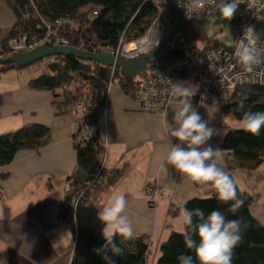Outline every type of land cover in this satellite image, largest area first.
<instances>
[{"label": "trees", "instance_id": "1", "mask_svg": "<svg viewBox=\"0 0 264 264\" xmlns=\"http://www.w3.org/2000/svg\"><path fill=\"white\" fill-rule=\"evenodd\" d=\"M3 1L14 13L15 23L6 33L0 34V57L17 53L12 51L9 41L20 34H26L30 39H37L43 43L48 42L50 46L62 37L67 38L70 45L76 48L81 47V41L86 43L89 50H95L98 45L114 46L122 36L131 40L144 35L152 21L159 16V3L152 0ZM215 3H220V0H216ZM163 5L165 14L159 19L164 28L169 25L165 37L177 26L179 20L167 3L163 2ZM93 10H97L98 13L93 15ZM213 14L219 16L218 11ZM249 15L250 9L244 3L239 5L234 18L230 21L218 18L214 23H210L208 10L197 12L192 18L186 19L185 29L166 44L162 54L167 59L189 58L190 68L184 72V79L190 77L191 80L194 74L199 75L203 71L204 51L215 46H228L215 34H211V31L217 26L224 28L227 25H234L238 27L239 32ZM62 18L73 19L75 25L57 21ZM197 41L204 42V45L199 47ZM45 60L51 62L44 66L41 74L30 79L29 86L34 89H49L61 95L63 100L59 107L62 112L68 105L76 102L81 87L88 86L90 106L87 116L96 127V137L85 144L77 141L80 129L77 130L75 146L79 171L69 178V189L62 202V219L76 239L71 264H107L103 258L104 253L98 254L96 251L105 244L102 234L105 225L97 216L100 209L91 202L92 187L105 172V165L102 163L103 134L96 115L99 111L98 106L107 96L111 84H121L127 93L134 96V90L141 83L142 75H129L121 68L95 60L79 59L72 55H53L34 64ZM24 67L27 66L9 62L0 65V71ZM73 81L78 84L74 90L71 86ZM58 88L66 90L61 93L58 92ZM189 99L193 108L197 109L204 96L199 93ZM240 101H244L245 109L264 112V83L238 87L232 100L223 105L226 113L235 119H239L241 115L237 110ZM1 104L0 90V106ZM48 140L49 128L43 124L23 126L15 131L0 134V165L12 162L19 150H36ZM93 142L98 143V149H93ZM219 148L224 153L223 167L235 179V174L239 170L250 173L264 162V128L258 136L231 128ZM249 188H242L238 183V196L244 204L235 214L228 210L231 202L225 204L216 198L215 189L211 194L191 199L185 205L188 209L199 207L206 215L213 209H220L227 219L242 220V239L234 249L232 264H264V225L251 210V205L260 199V195ZM240 189H243L242 193ZM116 243L123 249L121 256H113L116 264H149L150 246L147 238L133 236L131 239H125L117 235ZM182 253L192 255L195 264H200L195 253L186 248L183 236L173 230L168 239L162 242L156 264H179L177 257ZM107 254L112 256L110 251Z\"/></svg>", "mask_w": 264, "mask_h": 264}, {"label": "crops", "instance_id": "2", "mask_svg": "<svg viewBox=\"0 0 264 264\" xmlns=\"http://www.w3.org/2000/svg\"><path fill=\"white\" fill-rule=\"evenodd\" d=\"M14 23L11 8L0 0V34L6 33ZM185 83L191 84L186 79ZM0 90V134L32 124L49 128L46 144L36 150L21 149L12 162L0 165V201H3L0 260L6 264H71L76 239L63 221L61 211L69 178L79 171L75 146L77 118L68 108L64 112L60 110L61 95L49 89L31 88L29 80L23 86L5 91L0 87ZM199 93L197 89L195 95ZM182 101L183 97L162 111L141 110L133 95L121 84L113 83L107 94V110H99L96 115L106 160L102 178L92 187L91 202L102 210L113 191L125 195L133 236L150 240V253L154 248L151 264H156L162 242L179 227V210L189 200L214 191L166 162L169 144L176 142L170 135L174 112ZM196 110L219 130L220 135L209 143L220 147L233 128L228 122L233 117L222 104L205 98ZM164 113L168 114L167 123ZM149 184L164 190L156 206L149 203L146 193ZM9 195L22 197L9 207Z\"/></svg>", "mask_w": 264, "mask_h": 264}, {"label": "clouds", "instance_id": "3", "mask_svg": "<svg viewBox=\"0 0 264 264\" xmlns=\"http://www.w3.org/2000/svg\"><path fill=\"white\" fill-rule=\"evenodd\" d=\"M244 0H188L184 8L186 12H199L205 9L209 13L210 23L218 18L230 21L234 18L238 7ZM250 7L264 9V4L258 0H248ZM218 11L219 16L213 14ZM257 20H264V16L256 15ZM256 30L249 25L245 28L234 56L243 67L244 73L255 74L264 83V48L257 46ZM223 69H217V74ZM173 95L183 97L182 104L174 112V127L170 135L176 142L171 141L166 154V162L174 166L180 173L186 174L198 184L208 185L215 189L216 198L225 204L229 202V211L237 213L244 201L238 196V181L223 167L224 153L219 147H213L209 141L220 135L218 129L210 126V122L203 119L193 108L190 97L194 96L196 86H186L183 83L172 85ZM237 110L241 113L233 125V130H243L258 136L264 128V112L245 109L244 101H240ZM167 123V113H164ZM243 192V189H240ZM98 219L105 225L102 234L105 244L96 251L104 253L107 264H116L113 256H121L123 249L116 243L117 235L131 239L134 227L127 214V200L120 191H113L106 205L97 213ZM179 227L177 233L182 235L187 249L195 253L200 264H232L235 247L242 239V220L227 219L220 209H213L209 214L197 207L179 210ZM195 237H198L196 239ZM112 253L109 256L108 252ZM179 264H195L192 255L182 253L177 257ZM0 264H6L0 260Z\"/></svg>", "mask_w": 264, "mask_h": 264}, {"label": "built area", "instance_id": "4", "mask_svg": "<svg viewBox=\"0 0 264 264\" xmlns=\"http://www.w3.org/2000/svg\"><path fill=\"white\" fill-rule=\"evenodd\" d=\"M152 1L159 3V16L152 21L144 35L131 40H127L122 36L117 45H98L95 50H89L86 43L81 41L80 49L98 53L105 52L112 54L116 58L124 59H135L155 49L165 35V28L159 18L165 14L163 2L166 3V0ZM187 2L188 0H179L185 20L192 18L197 13L185 11L184 6ZM243 3L250 9V15L236 35L235 44L233 46H215L204 51L202 55V62L204 64L203 71L199 75L194 74V77L190 80V86H196L204 98L210 102L226 105L232 100L238 87L245 84H263L259 82L260 77L257 75L244 73L243 67L237 62L234 56L235 48L238 46L245 28L252 25L256 30L258 23L264 22V20H257L255 17L256 15L264 16V9L258 11L257 7H250L248 0H244ZM258 4H264V0H258ZM97 13V10H93V15ZM57 21L69 22L75 25V21L71 18H62ZM254 39L257 40L258 47L264 48V33L260 37L255 36ZM9 44L12 51L20 53L29 51L43 44V42L37 39H30L26 34H20L12 37ZM53 45L71 46L69 40L65 37L59 38ZM190 63L189 58L167 59L162 54V51L150 59L145 71L141 74V83L134 90L133 97L141 110L162 111L169 103L180 100L181 97L173 95L172 85L174 83H183L186 85L184 72L190 68ZM217 69H223V72L217 74ZM89 106V87L83 86L81 87L79 98L76 102L67 107L73 112L80 124L77 141L82 142V144L96 137V127L87 116ZM98 108L99 110H107V96ZM92 146L94 150L99 148L96 142H93ZM105 160L106 152L102 157L103 165H105ZM146 193L149 198V203L156 206L161 196H163L164 190L158 185L149 184ZM148 242L150 246V240Z\"/></svg>", "mask_w": 264, "mask_h": 264}, {"label": "water", "instance_id": "5", "mask_svg": "<svg viewBox=\"0 0 264 264\" xmlns=\"http://www.w3.org/2000/svg\"><path fill=\"white\" fill-rule=\"evenodd\" d=\"M166 3L171 7L178 17L179 22L177 26H175L172 31L162 39L161 43L155 49L144 53L135 59L116 58L109 53L92 52L73 46H50L48 42H45L29 51L15 53L6 57H0V65L12 62L18 64L19 66H28L46 57L61 54L72 55L84 60H95L103 64H108L112 67H118L121 68L124 73L129 75H141L145 71L149 60L158 55L162 49H164L167 43L171 42L176 35L185 29L186 20L180 7L179 0H166Z\"/></svg>", "mask_w": 264, "mask_h": 264}, {"label": "rangeland", "instance_id": "6", "mask_svg": "<svg viewBox=\"0 0 264 264\" xmlns=\"http://www.w3.org/2000/svg\"><path fill=\"white\" fill-rule=\"evenodd\" d=\"M165 32L168 29L169 25H166ZM238 33V27L234 25H227L224 28H220V26H217L215 29L211 31V34H215L216 37L221 40L223 43H225L228 46H233L235 44L236 40V34ZM264 33V22H259L256 28V37L262 36ZM199 47H202L204 45V42L197 41L196 43ZM51 62V60H45L43 62H40L39 64L30 65L21 69H11L9 71H0V87L3 91L6 89H9V87L16 88L18 86H23L26 81H30L33 77L38 76L42 73L44 70V66ZM187 82L190 83V77L187 78ZM77 86V82L72 83V87L74 90V87ZM69 89V88H68ZM58 92H64L65 88H58ZM238 119H230L228 122L231 123L233 126ZM19 129L18 126L14 128V131ZM80 129V128H79ZM248 174V175H247ZM236 179L239 183V185L242 188H249L254 189L257 191L260 195V199L258 201H255L251 205V210L255 217L261 221V223L264 225V162L255 170H252L250 173L245 170H239L236 174ZM263 176V178L260 180V177ZM245 177V179H244ZM247 177V178H246ZM248 183V184H247ZM21 195H9V203L7 206L10 207L12 203L20 199ZM25 198V197H24ZM4 199V198H2ZM1 199V200H2ZM6 200V199H5ZM4 200V201H5ZM0 201V205H1ZM159 255V254H158ZM154 256V248H152V251L150 253L149 257V264H151V260ZM158 258V257H157Z\"/></svg>", "mask_w": 264, "mask_h": 264}]
</instances>
